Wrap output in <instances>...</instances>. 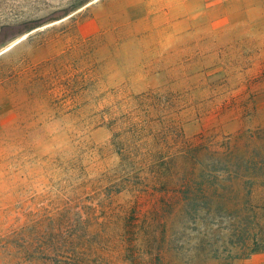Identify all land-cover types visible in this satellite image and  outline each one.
<instances>
[{"label":"rangeland","instance_id":"374dc122","mask_svg":"<svg viewBox=\"0 0 264 264\" xmlns=\"http://www.w3.org/2000/svg\"><path fill=\"white\" fill-rule=\"evenodd\" d=\"M254 229L264 0H0V264H264Z\"/></svg>","mask_w":264,"mask_h":264},{"label":"trees","instance_id":"16d2710c","mask_svg":"<svg viewBox=\"0 0 264 264\" xmlns=\"http://www.w3.org/2000/svg\"><path fill=\"white\" fill-rule=\"evenodd\" d=\"M249 238L251 241H253V244H252L253 251H255V252L264 251V229L258 230L256 232L254 229V232L249 235ZM259 243H261L262 244L261 247H263V249H261V250H259V248H258ZM62 261H64V263ZM62 261L57 262V264H71V263H69L70 261H65V260H62ZM81 264H84V263L81 262Z\"/></svg>","mask_w":264,"mask_h":264}]
</instances>
